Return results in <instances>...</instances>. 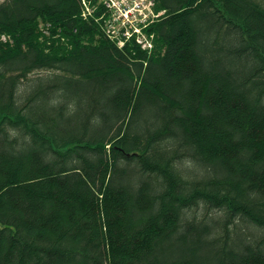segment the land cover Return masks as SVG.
Masks as SVG:
<instances>
[{
  "label": "trees",
  "instance_id": "1",
  "mask_svg": "<svg viewBox=\"0 0 264 264\" xmlns=\"http://www.w3.org/2000/svg\"><path fill=\"white\" fill-rule=\"evenodd\" d=\"M155 1L0 2V264H264V0Z\"/></svg>",
  "mask_w": 264,
  "mask_h": 264
},
{
  "label": "built area",
  "instance_id": "2",
  "mask_svg": "<svg viewBox=\"0 0 264 264\" xmlns=\"http://www.w3.org/2000/svg\"><path fill=\"white\" fill-rule=\"evenodd\" d=\"M108 7L115 9V17L111 22L108 35L111 37L119 38V45H123L124 41L120 39L119 27L116 26V20H121V28H124L123 34L126 37L132 35L133 32H142L141 25H145L153 13L151 9L152 2L148 0H107ZM144 35V34H143ZM137 41L142 44L144 48L151 46V41L146 35L139 36Z\"/></svg>",
  "mask_w": 264,
  "mask_h": 264
},
{
  "label": "bare ground",
  "instance_id": "3",
  "mask_svg": "<svg viewBox=\"0 0 264 264\" xmlns=\"http://www.w3.org/2000/svg\"><path fill=\"white\" fill-rule=\"evenodd\" d=\"M85 15V14H84ZM137 34H139L140 36H144L143 33L141 32H137Z\"/></svg>",
  "mask_w": 264,
  "mask_h": 264
},
{
  "label": "rangeland",
  "instance_id": "4",
  "mask_svg": "<svg viewBox=\"0 0 264 264\" xmlns=\"http://www.w3.org/2000/svg\"><path fill=\"white\" fill-rule=\"evenodd\" d=\"M3 0H0V2H2ZM84 5V4H83ZM47 26H49V25H47Z\"/></svg>",
  "mask_w": 264,
  "mask_h": 264
}]
</instances>
